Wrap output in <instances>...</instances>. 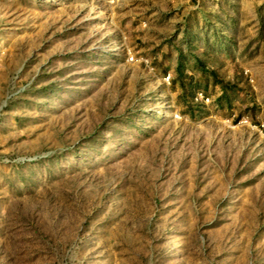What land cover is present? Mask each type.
<instances>
[{"label": "rangeland", "instance_id": "1", "mask_svg": "<svg viewBox=\"0 0 264 264\" xmlns=\"http://www.w3.org/2000/svg\"><path fill=\"white\" fill-rule=\"evenodd\" d=\"M0 264H264V0H0Z\"/></svg>", "mask_w": 264, "mask_h": 264}]
</instances>
